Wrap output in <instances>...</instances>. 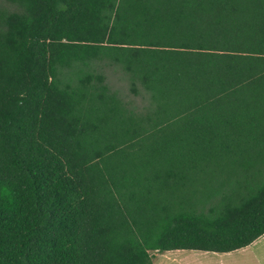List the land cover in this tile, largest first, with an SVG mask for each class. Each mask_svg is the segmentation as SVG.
<instances>
[{
  "label": "trees",
  "instance_id": "16d2710c",
  "mask_svg": "<svg viewBox=\"0 0 264 264\" xmlns=\"http://www.w3.org/2000/svg\"><path fill=\"white\" fill-rule=\"evenodd\" d=\"M8 1L0 264H153L264 233V0Z\"/></svg>",
  "mask_w": 264,
  "mask_h": 264
},
{
  "label": "rangeland",
  "instance_id": "374dc122",
  "mask_svg": "<svg viewBox=\"0 0 264 264\" xmlns=\"http://www.w3.org/2000/svg\"><path fill=\"white\" fill-rule=\"evenodd\" d=\"M0 4L9 11H20L21 9L14 5V3L9 2L8 0H0ZM103 72L106 77V82L109 87L118 92V94L123 97L125 100L130 101L132 104L140 107L146 103L145 98L139 95H136L131 92L130 84L126 74L118 66H107L103 69ZM176 252H181L182 255L180 260H172ZM202 253L200 250H168L165 252H154L153 254V264H219L218 261L211 262L206 261V258L198 255ZM214 254H220L215 252H208ZM180 253L176 254L179 255ZM218 259L216 256H212Z\"/></svg>",
  "mask_w": 264,
  "mask_h": 264
},
{
  "label": "crops",
  "instance_id": "0c3cea01",
  "mask_svg": "<svg viewBox=\"0 0 264 264\" xmlns=\"http://www.w3.org/2000/svg\"><path fill=\"white\" fill-rule=\"evenodd\" d=\"M200 251L202 253H199L198 255H200L201 257L204 256L206 258V261H218L219 264H264V233L254 241H252L250 244L230 252L220 253L216 255L214 253H208L211 251ZM178 253L180 254L176 257V254ZM181 255V252H176L172 260H180ZM212 256H216L218 259Z\"/></svg>",
  "mask_w": 264,
  "mask_h": 264
}]
</instances>
